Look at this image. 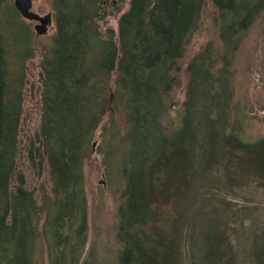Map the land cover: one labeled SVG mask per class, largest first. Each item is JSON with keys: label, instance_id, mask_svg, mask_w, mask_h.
Here are the masks:
<instances>
[{"label": "trees", "instance_id": "obj_1", "mask_svg": "<svg viewBox=\"0 0 264 264\" xmlns=\"http://www.w3.org/2000/svg\"><path fill=\"white\" fill-rule=\"evenodd\" d=\"M107 1L51 2L55 31L39 63L41 122L26 147L32 172L47 171L51 183L38 199L18 167L25 73L8 67L9 55L21 64L30 55L32 35L9 0H0V264H99L87 247L84 164L108 116L112 140L136 151L123 165L114 264H179L177 224L196 164L207 172L221 160L229 184L264 189V137L243 138L247 117L232 106L228 70L264 0H130L117 32L99 23ZM208 1L223 51L211 43L189 61L175 125L174 92ZM194 100L203 103L192 109ZM259 237L253 264H264V228ZM202 245L195 264H232L224 235L209 234Z\"/></svg>", "mask_w": 264, "mask_h": 264}, {"label": "rangeland", "instance_id": "obj_2", "mask_svg": "<svg viewBox=\"0 0 264 264\" xmlns=\"http://www.w3.org/2000/svg\"><path fill=\"white\" fill-rule=\"evenodd\" d=\"M51 2L52 0H35L34 12L41 16L52 13ZM9 3L14 7V0H9ZM129 6L130 0H108L104 4L105 16L99 20L102 28H112L117 32L119 17ZM215 12L213 4L208 1L201 25L193 35L192 43L187 50L181 72V86L174 92L178 104L170 112L175 125H178L184 114L183 103L187 100L189 83L186 68L189 61L202 47L211 43L214 48L223 51L224 46L218 38L217 26L212 20ZM21 19L32 35V40L27 45L30 55H27L22 64L21 61L12 60L9 55L8 67L21 68L25 73L18 167L26 176V187L39 199L41 188L48 192L51 183L47 171L42 176L32 172L26 161V147L28 139L35 135L41 122L39 63L44 50L51 44L55 23L48 28L47 33L37 36L35 23H30L22 17ZM221 66L222 63L218 62L217 70ZM217 70L213 69L214 72ZM228 70L233 89L232 106L244 108V117H247L243 138L254 141L264 137V13L244 35L241 48ZM202 103L203 101L194 100L192 109L200 107ZM198 119L196 115L193 120ZM114 120L119 125L120 133L127 134V127L119 114L115 113ZM111 134L108 116L103 120L92 142V148L96 143L92 159L84 164L88 202L87 247L89 249L95 247L99 264H114L117 257L118 211L126 186L123 165L128 166L130 157L136 152L131 145L127 144L124 147L118 139L112 140ZM108 152L111 154L110 160L104 164ZM219 161L207 172L201 170L197 164L195 166L197 175L186 193L183 212L177 224L176 254L179 264H195L194 259H197L198 251L203 247L201 242L209 234H221L226 237L232 247V264H253L255 260L252 250L254 244L261 241L259 235L264 228V189L254 184L251 186L229 184L222 162Z\"/></svg>", "mask_w": 264, "mask_h": 264}, {"label": "water", "instance_id": "obj_3", "mask_svg": "<svg viewBox=\"0 0 264 264\" xmlns=\"http://www.w3.org/2000/svg\"><path fill=\"white\" fill-rule=\"evenodd\" d=\"M35 0H14V7L20 13L21 17L30 22H38L35 25V31L37 36L47 33L48 28L52 26V15L51 13L41 16L34 12L33 3ZM96 143L93 144V149Z\"/></svg>", "mask_w": 264, "mask_h": 264}, {"label": "flooded vegetation", "instance_id": "obj_4", "mask_svg": "<svg viewBox=\"0 0 264 264\" xmlns=\"http://www.w3.org/2000/svg\"><path fill=\"white\" fill-rule=\"evenodd\" d=\"M106 3V2H105ZM20 14V13H19ZM51 15H52V24H53V22H54V19H53V12L51 13ZM21 16V15H20ZM43 16V15H42ZM30 23H35V25H37V23L38 22H30Z\"/></svg>", "mask_w": 264, "mask_h": 264}]
</instances>
